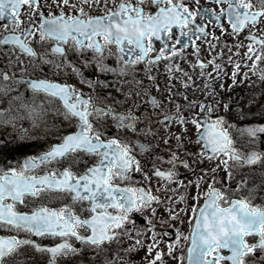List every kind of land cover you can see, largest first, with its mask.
<instances>
[{
	"label": "snow or ice",
	"instance_id": "obj_1",
	"mask_svg": "<svg viewBox=\"0 0 264 264\" xmlns=\"http://www.w3.org/2000/svg\"><path fill=\"white\" fill-rule=\"evenodd\" d=\"M213 3L219 11L200 0H0V18L17 26L0 37L7 57L0 64L6 98L0 106V264H29L37 255L46 256L45 264H139L131 256L140 249L144 264H166L165 256L177 264H264V191L254 202L257 185L249 187L246 175L236 179L237 168L264 164V119L231 121L264 118V108L252 113L250 99L247 112L239 104L233 111L225 101V111L216 114L219 101H189L195 111L185 115L177 103L176 112L156 121L180 125L175 148L160 155L138 138L153 131L150 121L141 122V107L160 116L157 99L149 92L141 103L129 102L132 89L116 84L124 76L140 83L134 75L139 65L150 71L162 60L171 84L176 55L187 56L178 45L193 49V59H185L193 70L189 80L197 67L202 76H220L216 57L243 47L242 60L227 57L232 83L238 72L242 80L255 75L264 81V0ZM22 6L31 19L21 28ZM205 17L206 23L197 22ZM33 37L50 46L38 52L29 43ZM197 40L209 46L204 59ZM49 113L63 119L49 120ZM233 128L251 147H236ZM193 141L196 150L185 147ZM26 144L30 150L18 154ZM197 158L201 165L215 163L196 168ZM184 218L187 232L180 227ZM170 235L174 239H165Z\"/></svg>",
	"mask_w": 264,
	"mask_h": 264
},
{
	"label": "flooded vegetation",
	"instance_id": "obj_2",
	"mask_svg": "<svg viewBox=\"0 0 264 264\" xmlns=\"http://www.w3.org/2000/svg\"><path fill=\"white\" fill-rule=\"evenodd\" d=\"M43 2V0H42ZM189 3L195 4V0H188ZM200 5L203 7H208V8H215L217 11H219V8L213 3V0H200ZM25 7L23 6L20 11V16L21 20L23 23L19 27H24L25 24L29 22L31 17L25 15ZM53 11H56L55 8L52 9ZM47 12V9H45ZM198 23L204 24L207 22V17L202 20H198ZM5 25L7 26L5 28ZM17 26L11 23L7 22L6 17L5 18H0V37H3L6 32H11L14 28ZM189 27H192V25H189ZM208 30L209 33L212 30V24H208ZM225 28H228L227 22H225ZM260 28V25L257 24V29ZM217 35L220 34V29L216 28L215 29ZM36 37H33L29 43L32 44V46L38 51H43L47 47L50 46V41L48 42H38V39H35ZM236 39L232 38V45L234 46L236 44ZM197 44H203L202 50L200 52V58L204 59L206 56L209 54V46L206 42H203L201 40L196 41ZM221 44H223V38H221ZM221 44H218L216 46L215 51L220 52L221 51ZM178 47H181V52L182 53H187V56L184 57L180 54H177L174 61H173V67H172V75H171V80L172 83L169 84L168 80L170 78L168 70L165 68V64H167V60H162L160 61L156 66H154L150 71L144 69L143 63L139 65L141 71L139 73H136L134 75H138L140 78V83H136L131 76H124V77H118L117 78V87L121 89H129L131 88L133 91V96L129 97V102L135 101L136 103H141V101L146 99V94L151 93L158 101L159 103V111H160V116L152 115V109L151 106H149L147 109L141 107V112L143 113L141 117V122L142 123H148L150 121L151 123L149 124V127L153 129L152 132L150 133H144V134H139V139L142 140V142L146 144H150L152 147L149 149V151L156 152L160 155H166L169 151V149H174L176 145V139H175V133L180 131V125L177 124L175 121L172 122H164L157 124L156 121L161 119L162 116L168 115L170 113L176 112V105L177 103L181 105L183 108V114L187 115L189 111H195L194 108H189L188 102L189 101H195L197 103L203 101L206 103H215L217 101L220 102V110L216 114L223 113L225 110L223 109V103L226 101V93H222L221 90L223 87L220 85L223 84L224 87L226 86L225 84V78L230 77L232 78V63H229L227 57L229 55L233 56V62L239 61L243 59V52L244 48L242 47L240 49V53L236 54L235 51L233 52H228L227 50H224L222 55H218L216 57V62L221 65V68L219 69L221 75L216 76L214 73L211 78H208L206 75H200V69L197 67L195 70V76L193 79L189 80L190 76H193V70L192 68L189 67L187 63H185V59L187 60H192L193 56V49L189 47L188 49L182 48L181 45H178ZM15 54V53H14ZM6 54L3 52H0V64H3L4 59H6ZM111 63L115 64L114 60L110 61ZM179 63L180 67L184 70L183 72L178 71L175 67V64ZM14 67H22L20 64H14ZM212 66L209 65L204 69V72H210ZM241 69H243V64H241ZM95 74V73H93ZM241 73H237V75H240ZM151 75L153 79H148V76ZM63 79V77H60ZM122 81V82H121ZM187 81L185 84L184 82ZM73 82H77L73 80ZM156 84H159V89L155 87ZM205 84H207V87H205ZM195 85V86H194ZM80 88H82L85 92H88L89 95H92L91 91L89 88L84 85V84H78ZM233 87L237 88L236 84H233ZM168 88L171 89V98H169V91ZM96 91L102 92V91H107L106 89L103 88H97ZM113 92V95H119L115 91V89H111ZM136 93H139V95H136ZM187 97V100L184 99V97ZM5 97L1 95L0 97V106H2L3 102L5 101ZM95 103H101L103 104V100L95 99ZM237 102V101H236ZM236 102H231L229 104V108L231 109L235 108ZM234 111V109H233ZM179 115V113H178ZM63 119V116L59 117V119L56 120H61ZM257 120H259L256 117ZM263 119V118H262ZM55 121V120H54ZM231 121L235 123L236 125H242L243 120L237 119L235 117L231 118ZM249 121H253L252 119H249ZM189 127H192L189 124ZM112 131H115V129H111ZM49 131H55L54 128L49 129ZM232 136L235 138L236 141V147L237 148H242L246 149L248 147L243 146L241 139L242 135L239 131H237L236 128H233L231 130ZM127 135L133 139L137 138L136 134H133L131 132H128ZM167 136L169 137V143L164 142V137ZM185 142V147H186ZM193 147H198L195 142L193 141ZM197 149V148H196ZM196 149H191V150H196ZM138 157V159L143 160L144 159V154L140 153L138 150L135 151V153ZM10 155H15V153H10ZM185 159L189 160L190 162L193 160V157L191 156H186ZM0 163H3L2 160H0ZM207 163L201 165L199 163V159L197 158L196 163L194 167L196 168H202V167H207ZM253 167H255V171H253ZM262 169H264V164L262 165H255V166H246L244 169H239L237 168L236 170V175H238V179L240 178L241 175H244L246 172H248V175L250 178L253 176H256V174H259L263 179L261 181H253L251 183V179H248V184L249 187L252 185H257V188L255 189V192L257 193V200L254 202H258V193L260 191H264V174H262ZM179 172L186 178L191 179L189 176L188 172L187 174L182 173V167L178 169ZM262 184V185H259ZM205 187L204 184L201 185V188L203 189ZM247 194V192H245ZM41 243L49 244L52 243V240L50 239H42L40 241ZM46 261V256H39L37 255L35 259L29 262V264H45ZM58 264L60 262L58 261Z\"/></svg>",
	"mask_w": 264,
	"mask_h": 264
},
{
	"label": "rangeland",
	"instance_id": "obj_3",
	"mask_svg": "<svg viewBox=\"0 0 264 264\" xmlns=\"http://www.w3.org/2000/svg\"><path fill=\"white\" fill-rule=\"evenodd\" d=\"M28 11H30V9H28ZM35 39H38V37H36ZM249 81H251V83ZM237 82L240 83L241 86L243 85V88H241V86H240L238 89H236L235 92H233V91L229 92L230 94L226 96V101L229 104L231 102L237 101L236 104H239L245 110V112H247L249 110V100L251 99L250 108H251L252 113H256L260 108H264V91H263L264 90V88H263L264 87V81H259L257 76H250L249 75L248 78H245L243 80H242L241 76L238 77ZM1 95L2 94H0V97H1ZM55 106L56 105L54 102L52 107H55ZM230 109H231V107H230ZM233 109L235 111V108H233ZM61 116L62 115L57 116L55 113H49L48 119L54 121L56 119H59V117H61ZM253 117H255V115L248 117V119H252ZM191 128L192 127H189V129H191ZM9 130H11V129H9ZM37 131H39V129H37ZM246 139H248V138H247V136L245 137V135H244L243 136V142H242L243 146L247 145L248 147H251L250 143H246ZM192 146H193V143H186V148H188L189 150L197 148V147L190 148ZM28 150H30V145L26 144L23 146V148L21 149V151L19 153H23V152L28 151ZM214 163H215V161L208 162L207 167H211L212 164H214ZM220 172L221 173L224 172L223 167H221ZM182 173L187 174V171L182 168ZM187 179L188 178H186V180ZM257 179H258V181H261L263 178L259 174H256V176H253L251 178V183H252V180L257 181ZM259 185H262V184H259ZM189 191L190 192L194 191V189L190 188ZM189 200H191V199H189ZM177 223H179V222H177ZM187 224H188V221L186 218H184V224L181 225L180 227H182L185 232H187V228H188ZM170 231H172V230H170ZM165 239L171 240V239H174V236L170 235V236L165 237ZM164 247L166 248V246H164ZM182 250L183 249H180V251H182ZM144 251H145L144 249H140L138 252L133 253L131 256V259L135 260V261H139V264H144V261L140 260V257L143 256ZM174 254L179 255L177 253H174ZM164 259L166 261V264H177L176 260H174L168 256H165Z\"/></svg>",
	"mask_w": 264,
	"mask_h": 264
}]
</instances>
